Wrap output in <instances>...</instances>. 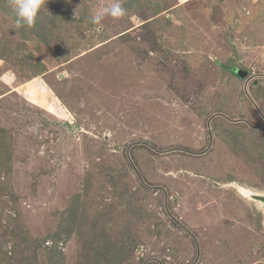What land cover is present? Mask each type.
<instances>
[{
  "label": "rangeland",
  "instance_id": "rangeland-1",
  "mask_svg": "<svg viewBox=\"0 0 264 264\" xmlns=\"http://www.w3.org/2000/svg\"><path fill=\"white\" fill-rule=\"evenodd\" d=\"M111 2L0 0V264H264V0Z\"/></svg>",
  "mask_w": 264,
  "mask_h": 264
},
{
  "label": "clouds",
  "instance_id": "clouds-1",
  "mask_svg": "<svg viewBox=\"0 0 264 264\" xmlns=\"http://www.w3.org/2000/svg\"><path fill=\"white\" fill-rule=\"evenodd\" d=\"M48 0H12L13 7L16 11V26L29 28L33 27L38 14L44 10ZM127 15V9L121 3V0H112L104 7L99 8L92 16L91 22L95 25H101L105 17L121 19Z\"/></svg>",
  "mask_w": 264,
  "mask_h": 264
},
{
  "label": "water",
  "instance_id": "water-1",
  "mask_svg": "<svg viewBox=\"0 0 264 264\" xmlns=\"http://www.w3.org/2000/svg\"><path fill=\"white\" fill-rule=\"evenodd\" d=\"M236 73L241 78L245 77L247 75V72L245 70H241V69L236 70ZM255 198L262 201L264 204V195H256ZM263 209H264V205H263Z\"/></svg>",
  "mask_w": 264,
  "mask_h": 264
},
{
  "label": "bare ground",
  "instance_id": "bare-ground-1",
  "mask_svg": "<svg viewBox=\"0 0 264 264\" xmlns=\"http://www.w3.org/2000/svg\"><path fill=\"white\" fill-rule=\"evenodd\" d=\"M245 192H247L248 194H246ZM243 194H245V195H249V194H251V196H253L252 198H255V196L256 195H264V193L263 194H256V193H252V192H250V191H247V190H245L244 192H243ZM251 198V197H250ZM256 199V198H255ZM262 202V201H261ZM263 203H262V208H263ZM264 210V209H263Z\"/></svg>",
  "mask_w": 264,
  "mask_h": 264
},
{
  "label": "trees",
  "instance_id": "trees-1",
  "mask_svg": "<svg viewBox=\"0 0 264 264\" xmlns=\"http://www.w3.org/2000/svg\"><path fill=\"white\" fill-rule=\"evenodd\" d=\"M236 74V73H235Z\"/></svg>",
  "mask_w": 264,
  "mask_h": 264
}]
</instances>
